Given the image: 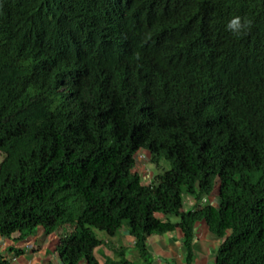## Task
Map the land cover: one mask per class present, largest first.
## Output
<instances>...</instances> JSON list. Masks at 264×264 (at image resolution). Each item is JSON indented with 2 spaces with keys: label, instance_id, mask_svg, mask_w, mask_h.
I'll return each instance as SVG.
<instances>
[{
  "label": "trees",
  "instance_id": "1",
  "mask_svg": "<svg viewBox=\"0 0 264 264\" xmlns=\"http://www.w3.org/2000/svg\"><path fill=\"white\" fill-rule=\"evenodd\" d=\"M139 150L170 169L144 183ZM201 221L214 264H264V0H0V238L98 264L126 227L136 261L104 264H151L179 229L192 264Z\"/></svg>",
  "mask_w": 264,
  "mask_h": 264
},
{
  "label": "crops",
  "instance_id": "2",
  "mask_svg": "<svg viewBox=\"0 0 264 264\" xmlns=\"http://www.w3.org/2000/svg\"><path fill=\"white\" fill-rule=\"evenodd\" d=\"M151 177V176H150ZM218 205L217 191L205 199V204ZM201 203V205H205ZM188 210L194 209L190 202ZM61 232L46 235L42 228H37L35 234L23 241L0 238V252L5 255L9 264H63L56 247ZM183 235L179 229L163 235H152L147 239V248L151 255V264H185V251L182 245ZM15 239V240H14ZM103 243L94 250L98 264H104L106 259H112L114 251L123 247L126 258L136 261L133 253L134 239L129 236L127 228L123 227L114 237L103 236ZM223 239L211 234L204 221L195 224L192 250L194 261L192 264H214L217 250ZM21 250L19 256L16 251ZM84 264V263H83Z\"/></svg>",
  "mask_w": 264,
  "mask_h": 264
},
{
  "label": "rangeland",
  "instance_id": "3",
  "mask_svg": "<svg viewBox=\"0 0 264 264\" xmlns=\"http://www.w3.org/2000/svg\"><path fill=\"white\" fill-rule=\"evenodd\" d=\"M137 153L142 154L143 151L139 150ZM143 155H144V158L140 162H137L136 171L141 174L144 183H148V180L150 179V176L152 178V176L170 169L169 163L166 162L165 160H161L160 164H159V166L157 168L154 164L149 162L148 153H143ZM190 202L192 203V206H195L194 205V201L192 200V198H190L188 196H183L182 211H187L189 209L187 205ZM175 220L176 219H172V221H175ZM96 235L100 239L103 236H106L105 233L100 232V231H96Z\"/></svg>",
  "mask_w": 264,
  "mask_h": 264
},
{
  "label": "clouds",
  "instance_id": "4",
  "mask_svg": "<svg viewBox=\"0 0 264 264\" xmlns=\"http://www.w3.org/2000/svg\"><path fill=\"white\" fill-rule=\"evenodd\" d=\"M227 29L230 30V31H232V32H239L240 29H241V21H240V18L237 17V18H235V19L230 20V22L227 24ZM142 151H143V150H142ZM143 153H147V152L143 151ZM143 153L140 154V155H142V156L144 157ZM137 154H139V153H137ZM137 154H135L134 157H135ZM148 155H149V154H148ZM135 160H136V159H135ZM136 165H137V164H136ZM150 179H151V177H150ZM205 199H206V198H205ZM205 199H204L201 203L205 204ZM207 204H209V203H207Z\"/></svg>",
  "mask_w": 264,
  "mask_h": 264
},
{
  "label": "built area",
  "instance_id": "5",
  "mask_svg": "<svg viewBox=\"0 0 264 264\" xmlns=\"http://www.w3.org/2000/svg\"><path fill=\"white\" fill-rule=\"evenodd\" d=\"M143 158H144V157H143L142 155L137 154V155L135 156L136 164H137V162H140Z\"/></svg>",
  "mask_w": 264,
  "mask_h": 264
}]
</instances>
